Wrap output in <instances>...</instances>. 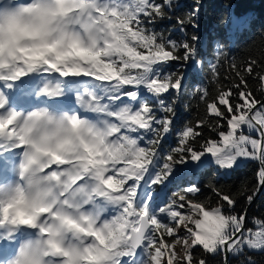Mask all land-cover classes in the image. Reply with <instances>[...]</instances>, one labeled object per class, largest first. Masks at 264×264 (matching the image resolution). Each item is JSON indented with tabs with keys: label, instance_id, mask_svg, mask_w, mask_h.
Masks as SVG:
<instances>
[{
	"label": "snow or ice",
	"instance_id": "snow-or-ice-1",
	"mask_svg": "<svg viewBox=\"0 0 264 264\" xmlns=\"http://www.w3.org/2000/svg\"><path fill=\"white\" fill-rule=\"evenodd\" d=\"M200 5L193 0L184 13L180 0H0V174L17 170L13 153L23 149L18 171H29L36 141L49 138L27 123L42 115L26 106L42 85L65 94L57 107L77 113L49 117L57 130L70 122L90 136L81 137L79 154L58 145L65 155L54 152L42 169L60 189L57 202L78 212L62 217L73 245L49 241L56 264H256L248 253L264 254V219L248 208L264 190V53L237 59L220 48L201 62L213 90L197 81L196 118L176 125L185 69L200 56L199 36L187 34L199 27ZM165 21H174L167 34L156 28ZM57 30L77 45L74 56L58 53L63 36L49 42ZM245 164L255 168L251 187L210 180L159 195L183 170L214 165L227 178ZM18 239L13 228L0 229V264L16 256Z\"/></svg>",
	"mask_w": 264,
	"mask_h": 264
},
{
	"label": "clouds",
	"instance_id": "clouds-1",
	"mask_svg": "<svg viewBox=\"0 0 264 264\" xmlns=\"http://www.w3.org/2000/svg\"><path fill=\"white\" fill-rule=\"evenodd\" d=\"M61 36H63L62 43L55 45L58 53L66 58L74 56L77 45L71 43L70 36H64L57 30L52 33L49 42L51 43L53 39L58 40ZM64 95L60 92L46 91L43 85L36 92L35 99L39 101L43 97L44 102L33 107L31 111L42 115L38 119L37 117L28 118L27 123L33 127L34 132L35 128L39 127L41 132L46 133L49 138L36 141L35 159L30 165L29 171L23 175L18 169L20 164L26 162L24 151L28 149L15 151L13 156L16 158L17 170L12 172V177L6 182L0 181V189H3V192H0V199L5 201L0 206V219L3 221L0 224V229L13 228L19 238L17 254L11 258L9 264H15L17 261L19 264H56L53 258L60 253L54 250L49 241L55 240L67 247L73 245L74 232L68 227L67 221L62 222V217L76 215L78 212L71 206L64 208L61 203L57 202L59 198L55 196V193L60 189L55 182L50 181L48 175L42 172V169L47 167L53 159L54 152L57 155H65L58 145H63L75 155L80 152L81 137L90 139L89 133L84 127L75 130L76 126L66 122L64 127L67 128V131L57 130L56 124L49 121V117L53 121L59 122L69 115L73 117L77 115L75 111L57 107ZM76 106L79 107V104ZM21 126H24L23 121ZM5 142H8L7 139ZM13 189L18 191L13 192ZM40 207H54L59 214L56 218L47 216L38 211ZM13 220L34 222L37 227L13 225ZM45 221L46 223H44ZM43 228L48 229L47 234L43 232Z\"/></svg>",
	"mask_w": 264,
	"mask_h": 264
},
{
	"label": "trees",
	"instance_id": "trees-1",
	"mask_svg": "<svg viewBox=\"0 0 264 264\" xmlns=\"http://www.w3.org/2000/svg\"><path fill=\"white\" fill-rule=\"evenodd\" d=\"M182 12L191 11L193 0H180ZM231 16V20L225 22L226 17ZM198 28L189 26L187 34L193 33L199 36L198 49L200 56L197 57L195 65L189 64L185 69L186 72V95L178 109L176 121L177 127L183 122L195 120L197 115V101L192 96V90L197 86V81H203V85L212 89L209 81V74L206 68L202 67L212 61L215 54L220 48L224 51H230V58H246L249 54L257 58L264 53V0H201L200 13L197 17ZM174 21L160 22L156 25L158 31L171 32ZM175 36L180 37L176 32ZM222 68V72H226ZM255 87V85H253ZM259 96V92H257ZM264 99V97H261ZM200 112L203 107L200 106ZM175 136H169L165 145H174ZM182 167V166H181ZM212 183L228 185L231 190L235 191L246 183L249 187L256 183L255 168L253 165L245 164L238 168L227 178H221L215 175V166L204 167L201 169H186L178 174L174 184L162 189L160 194L170 191H179L180 186L187 185V182H194L198 185ZM210 195V193H206ZM257 194V193H256ZM250 216H257L264 219V190L250 208ZM251 226V225H250ZM255 260L256 264H264V254L248 253ZM243 257H230L231 264H242Z\"/></svg>",
	"mask_w": 264,
	"mask_h": 264
},
{
	"label": "water",
	"instance_id": "water-1",
	"mask_svg": "<svg viewBox=\"0 0 264 264\" xmlns=\"http://www.w3.org/2000/svg\"><path fill=\"white\" fill-rule=\"evenodd\" d=\"M261 192H262V190H261L260 192H257V194L255 195V202H256V200L259 198V196L261 195ZM255 202H254V203H255ZM254 203H253V204H254ZM253 204H252V205H253ZM252 205H249V206H248L249 210H250V208L252 207ZM229 259H230V257H229Z\"/></svg>",
	"mask_w": 264,
	"mask_h": 264
},
{
	"label": "rangeland",
	"instance_id": "rangeland-1",
	"mask_svg": "<svg viewBox=\"0 0 264 264\" xmlns=\"http://www.w3.org/2000/svg\"><path fill=\"white\" fill-rule=\"evenodd\" d=\"M187 186V185H186ZM164 195H161L160 197H163Z\"/></svg>",
	"mask_w": 264,
	"mask_h": 264
},
{
	"label": "bare ground",
	"instance_id": "bare-ground-1",
	"mask_svg": "<svg viewBox=\"0 0 264 264\" xmlns=\"http://www.w3.org/2000/svg\"><path fill=\"white\" fill-rule=\"evenodd\" d=\"M178 247V250H179V246H177Z\"/></svg>",
	"mask_w": 264,
	"mask_h": 264
}]
</instances>
